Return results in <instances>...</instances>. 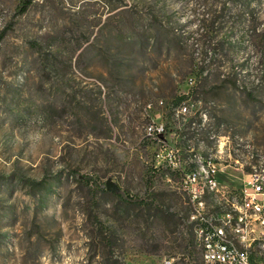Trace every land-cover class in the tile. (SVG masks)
<instances>
[{"label":"rangeland","instance_id":"obj_1","mask_svg":"<svg viewBox=\"0 0 264 264\" xmlns=\"http://www.w3.org/2000/svg\"><path fill=\"white\" fill-rule=\"evenodd\" d=\"M20 2L0 0V175L16 176L0 180V264H108L109 251L117 264H188L194 204L157 155L178 149L187 174L199 157L218 165L228 187L264 170V103L244 90L262 73L264 0H33L19 15ZM152 124L164 135L149 137ZM59 174L45 197L19 181ZM108 181L155 204L128 210L97 190Z\"/></svg>","mask_w":264,"mask_h":264},{"label":"built area","instance_id":"obj_2","mask_svg":"<svg viewBox=\"0 0 264 264\" xmlns=\"http://www.w3.org/2000/svg\"><path fill=\"white\" fill-rule=\"evenodd\" d=\"M189 102L175 111L177 117L187 116ZM202 118L207 113L201 112ZM149 137H161L166 129L163 125L148 127ZM201 176L211 182L210 190L193 185L187 176V163L178 149L165 148L157 155V168H166L179 176L182 191L194 204L197 223L195 245L203 264H264V170L247 174L242 188L228 187L218 182V165L200 157ZM246 175V174H245ZM171 182L172 178H168ZM218 200L219 207L210 210L204 204V195ZM161 264H179L175 258H164Z\"/></svg>","mask_w":264,"mask_h":264},{"label":"trees","instance_id":"obj_3","mask_svg":"<svg viewBox=\"0 0 264 264\" xmlns=\"http://www.w3.org/2000/svg\"><path fill=\"white\" fill-rule=\"evenodd\" d=\"M32 3H33V0H21L19 7H18V11H17L18 14L24 15L25 13H27L29 8L32 6ZM247 5H249V3H247ZM252 14H253V12H252ZM253 19H254V21H257L255 14L253 15ZM253 32L255 33L254 36L256 39V46L258 49H260V52H261L262 73H261L260 79H258L256 84L254 86H252V88H250V89L246 88L244 90H245L246 96L248 97L249 101H251L253 103H264V100H263V97H264V27H262V29H260L259 26H256L254 28ZM4 34H5V32L0 34V41L2 40ZM233 84L236 88H238L237 87L238 85L235 81ZM187 100H189V95H182L180 97H177L173 103L174 106H176L175 111L183 104V102H185ZM175 111H174V113H175ZM197 113L199 114L200 119L203 120V118L200 116V113L199 112H197ZM159 170H161V168H158L156 171H159ZM152 171H154V169H152ZM169 172H171V171H169ZM171 174L175 175L172 172H171ZM69 175L79 183L88 184L89 182L92 181L91 178L86 177V176L81 177L77 173L70 172ZM148 175H149V177L147 179L146 184L148 186H150L152 178H153L152 172L148 171ZM15 178H16L15 175H9V176L0 175V180H3V181H6V180L14 181ZM54 179L60 180V174L55 175V176H45L40 180L20 177L19 181L24 188H28V191L33 196L43 195V197H45V196H49L51 193L54 192V185H53ZM96 188L103 196H105V198H115L119 202L125 204V206H127L128 210L133 209V208H137V207H139V208H145L146 207L149 210H151L152 205L155 204V201L152 198V196H150V197L148 196L145 198H136L133 196H129V194L126 193L125 191H123L121 188L118 191H109L107 189V187H105L104 185H101L100 187H96ZM206 198H207V196H206ZM166 215L168 216V218L174 217V214L170 213L169 211H167ZM100 233H102L101 230H100ZM107 244L106 245L108 246L109 250H111L112 245L110 244V241H108ZM188 246H189V256H190L188 264H193V263L195 264V258H194L195 253H194V251H190V250L195 249L196 245L193 244L192 247H190V245H188ZM192 252L194 254H192ZM110 255H111V251H109L108 256L106 258L107 263L108 264H117L116 261L111 259ZM198 255H199L200 263L203 264L202 258H201V255L199 252H198Z\"/></svg>","mask_w":264,"mask_h":264},{"label":"bare ground","instance_id":"obj_4","mask_svg":"<svg viewBox=\"0 0 264 264\" xmlns=\"http://www.w3.org/2000/svg\"><path fill=\"white\" fill-rule=\"evenodd\" d=\"M201 169V168H200ZM201 171L198 170H192L187 176L189 177L190 181L192 182L193 185H200V178H201ZM209 181V180H208ZM203 190H206V187H201ZM211 189V182L209 184V187L207 190ZM204 197V204H207V201ZM194 237H196V227H194ZM263 258H264V251H263ZM220 264H227V263H220Z\"/></svg>","mask_w":264,"mask_h":264},{"label":"water","instance_id":"obj_5","mask_svg":"<svg viewBox=\"0 0 264 264\" xmlns=\"http://www.w3.org/2000/svg\"><path fill=\"white\" fill-rule=\"evenodd\" d=\"M106 187L109 191H118L120 189L119 186L112 181H108Z\"/></svg>","mask_w":264,"mask_h":264}]
</instances>
